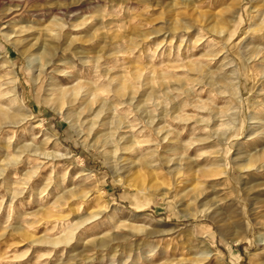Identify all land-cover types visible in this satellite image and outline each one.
I'll list each match as a JSON object with an SVG mask.
<instances>
[{
  "label": "rangeland",
  "instance_id": "obj_1",
  "mask_svg": "<svg viewBox=\"0 0 264 264\" xmlns=\"http://www.w3.org/2000/svg\"><path fill=\"white\" fill-rule=\"evenodd\" d=\"M263 17L260 0H0V110L16 88L30 115L0 119V264H264V168L222 174L239 152L264 165ZM71 77L108 102L95 132L50 102Z\"/></svg>",
  "mask_w": 264,
  "mask_h": 264
},
{
  "label": "bare ground",
  "instance_id": "obj_2",
  "mask_svg": "<svg viewBox=\"0 0 264 264\" xmlns=\"http://www.w3.org/2000/svg\"><path fill=\"white\" fill-rule=\"evenodd\" d=\"M260 3H262V8H264V0H260ZM224 22H225V20H224ZM262 22H263V25H264V17H263V21ZM257 27L259 29H261V30H263V28H264V26H262L261 24H258ZM212 30H213V32L215 34H218L220 37H225L226 34H227V29L225 27H222V26H221V28L212 29ZM255 58H256V55H255ZM255 58H254V56L250 57V58L247 59V61L248 62H252L254 60L258 61L260 75H262V78L264 79V52L263 53L259 52L258 55H257V59H255ZM49 63L50 62H45L43 64V66H47ZM9 67L12 68V72H13V75H14L13 78H14V81H16L17 80V77H16L17 74H16V71L14 70V65L10 64ZM236 80H237V77L235 78L233 76L231 78V80H230V84L231 85L235 84L234 81L236 82ZM65 81H67V82L66 83H61V84L59 83V84L50 85V88L48 90L49 96H50V102L53 105L55 104V106L56 105L58 107L61 106L60 108H62V109H63L64 106H66L67 107V112H66L67 118L70 119L71 122H73V123H75L77 125H78V123L79 124L81 123L82 125H85V127L87 126L86 129L89 130L90 132H92V131L95 132L98 127L108 124L107 122H100L99 121L100 124H98V122H97L99 120V118L102 117V115L107 111V109H108L107 103L108 102L103 100L101 98V96H99L96 93V90L92 89L91 87L86 86L80 80L78 81L77 78H72L71 77V78H68ZM16 83H18V82L16 81ZM13 84H14V82H13ZM9 93L13 94V95H11V97H9L11 105L7 109H1L0 110V119H8V120H10V124H18L21 121H24L30 115L26 114L27 113L25 111L26 106L20 100V98H18V96L16 94V88H14ZM4 106H6V105H4ZM254 114L255 113H253V115L248 119V120L252 121L250 123V125H248V126H249V129L253 131V132H250L251 134L249 133L250 134L249 137L254 136V135L255 136H259L260 134H262V135L264 134V130H262V132H260V133H259V131L256 132L254 130L258 126L259 127H263L264 126V123H262V121H264V120L259 115L256 116ZM19 116H22V118L19 119ZM90 117H93V118H90ZM101 120H102V118H101ZM230 121L232 122L231 123L232 125L236 124V120L235 119L230 118ZM119 122L120 121H118V125L119 126L117 125V128H116L117 130H121L120 128H122L121 127L122 123L121 122L119 123ZM95 124L98 125V126H96ZM116 124L117 123L115 122V125ZM262 129H264V128H262ZM118 132L119 131H117V133ZM96 133H98V132H96ZM108 134L109 133L106 132V134H103L102 136H107L106 137V139H107V138H109L111 136V135L109 136ZM97 135L100 136L101 134L98 133ZM118 138H119V136H118ZM117 140H118L119 144L120 143L122 144V142L124 141V137H120ZM119 147H121V145ZM243 155H244V153L239 152V153L236 154V156H237L236 159L235 158L233 159V157L230 158L229 161H228L229 165H227V167L229 168L228 169L229 171H226V173H225V171H223L222 174L228 175L229 176L228 178H230V180H238L239 181V179H238L239 176H238V173L236 175V172L243 173V172L251 171L252 169L263 170L264 165L256 166L255 163L253 164V161L256 162L255 160L258 158L257 157L258 155L253 156L252 154H250L253 157H250L247 163L245 162L246 157L245 156L243 157ZM247 181H248L247 178L245 179V181L243 180V186L244 187H246V185H248ZM238 183L239 182H237V184ZM204 214L208 215V217H210L211 219L216 220L217 216H219V207L218 208L217 207L209 208L208 210H205Z\"/></svg>",
  "mask_w": 264,
  "mask_h": 264
}]
</instances>
